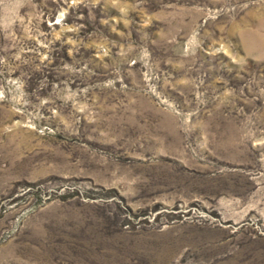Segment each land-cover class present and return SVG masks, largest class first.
I'll return each mask as SVG.
<instances>
[{
  "label": "rangeland",
  "instance_id": "1",
  "mask_svg": "<svg viewBox=\"0 0 264 264\" xmlns=\"http://www.w3.org/2000/svg\"><path fill=\"white\" fill-rule=\"evenodd\" d=\"M0 264H264V0H0Z\"/></svg>",
  "mask_w": 264,
  "mask_h": 264
}]
</instances>
